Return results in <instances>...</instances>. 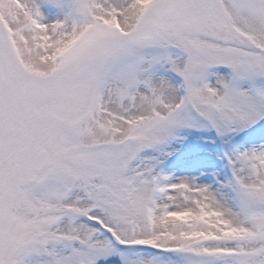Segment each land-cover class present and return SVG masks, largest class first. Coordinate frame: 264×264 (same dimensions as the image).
Listing matches in <instances>:
<instances>
[{"label": "snow or ice", "instance_id": "6c2138e0", "mask_svg": "<svg viewBox=\"0 0 264 264\" xmlns=\"http://www.w3.org/2000/svg\"><path fill=\"white\" fill-rule=\"evenodd\" d=\"M0 264H264V0H0Z\"/></svg>", "mask_w": 264, "mask_h": 264}]
</instances>
